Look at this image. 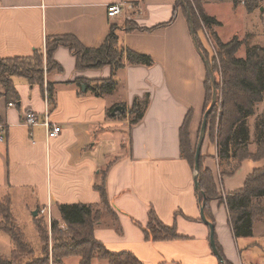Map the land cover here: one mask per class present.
<instances>
[{"label": "crops", "instance_id": "0c3cea01", "mask_svg": "<svg viewBox=\"0 0 264 264\" xmlns=\"http://www.w3.org/2000/svg\"><path fill=\"white\" fill-rule=\"evenodd\" d=\"M177 1L0 0V58H31L36 51L44 57L43 84L15 75L12 83L18 97L7 94L0 84V204L8 202L21 229L17 204L31 214L36 226V219L47 218L40 209L50 203L48 264H63L72 257L81 264L80 255L55 260L52 249V221H59L61 230L67 227L60 206L78 203L103 209L93 233L112 252H131L144 264H222L210 244L211 229L200 215L196 171L182 156L181 129L190 112H194L191 141L195 146L199 142L208 67L197 49L192 23L183 9H176ZM116 3H123L124 13L111 17L107 6ZM128 22L137 28L128 31ZM112 27L117 28L121 48L148 54L153 64L130 65L125 56V66L115 75L116 90L101 96L88 85L110 79L114 74L110 65L80 69L75 53L59 45L53 57L62 69L46 71L48 37L74 36L86 48H99ZM219 27L215 30L221 37ZM206 30L203 25L199 38L201 32L208 39ZM205 40L201 38L202 43ZM203 46L209 48L208 43ZM48 82L54 86L53 96ZM146 95L150 101L145 115L132 124L135 100ZM119 105L126 111L114 116L110 110ZM30 109L42 117L48 111L50 119L62 126L61 134L48 139L44 127L24 125L22 115ZM252 132L251 152L256 144ZM218 152L217 142L206 134L201 155L223 197L244 188L249 176L264 169V159L235 162L232 157L221 159ZM237 163V169L227 173ZM103 182L110 210L103 208L97 188ZM152 209L165 225L175 226L178 238L146 239L141 226H148ZM210 213L226 258L234 264H264V217H255L252 236L236 237L226 200H213ZM9 236L12 251L0 258L11 260L15 244ZM42 247L41 241V251L34 249V256L43 253ZM91 262L114 264L98 253Z\"/></svg>", "mask_w": 264, "mask_h": 264}, {"label": "trees", "instance_id": "16d2710c", "mask_svg": "<svg viewBox=\"0 0 264 264\" xmlns=\"http://www.w3.org/2000/svg\"><path fill=\"white\" fill-rule=\"evenodd\" d=\"M237 5L242 1L248 2L246 7L252 11L256 6V0H231ZM183 9L189 23L194 24V30L199 41L202 52L207 57L214 73L218 71L216 59L214 63L209 55V48L203 46L199 31H202L203 25L206 26L209 34L214 38L217 52L219 54L220 69L222 70L223 85L217 81V89L221 93V114L217 126H211V116L216 112L212 110L208 117L207 134L211 139L216 141L219 146L218 155L221 159L233 158L241 161L245 158L264 159V123H259L260 132L257 134L258 147L255 153L249 151L250 127L248 118L255 114L256 104L264 99V47L253 45L247 51L246 57H238L236 54L244 41L238 36L229 42H224L214 29L213 25L220 26L222 22L217 21L215 17L210 16L202 6V0H178L176 9ZM128 31L137 28L134 22L126 23ZM117 28L112 27L110 33L104 40L105 42L99 48L84 47L80 41L74 36L59 35L58 37H48L46 47V71H59L62 69L59 63L53 57L54 51L59 45L68 46L72 52L78 57V68H101L103 65H110L114 74L110 79H104L96 85H88V82L78 79L77 83L85 82L97 96L104 93H112L116 90L118 84L115 79L118 69L125 66L124 58L127 57L128 64L151 65L154 60L150 55L140 54L131 50H124L120 46V40L116 34ZM15 75L25 76L31 83L38 82L43 84L44 81V57L43 53L36 51L33 57L14 59L0 58V84L6 89V93H11L14 97H18V92L14 88L12 78ZM206 104L204 114L207 112L211 100L210 72L207 69L206 76ZM49 94L53 96L54 86L48 82ZM213 97V96H212ZM52 100V97L50 98ZM150 98L146 95L143 99L136 98L131 123L140 121L148 107ZM112 108L110 111H112ZM194 112H190L181 129L182 156H184L191 164L192 170L195 171V153L196 146L191 141V121ZM204 118V115H203ZM202 118V121H203ZM198 132V138L201 132V124ZM197 138V140H198ZM200 159V168L198 180L200 189H198L199 200L202 205L204 195L206 200L205 214L210 222L215 223L213 214L210 213V204L213 200L225 201L231 214L232 226L236 237H250L253 235V221L256 216L264 217V169L256 170L254 174L249 176L245 182V187L233 193H227L224 197L218 191L214 174L212 170L204 166L203 156ZM238 167L235 164L227 173H233ZM226 173V172H224ZM104 209H112L108 202L107 190L103 182L98 187ZM101 208L86 204H63L60 206L62 219L65 220L67 228L60 229V222L52 221L53 234V257L55 260L62 259L64 256L77 255L81 256V264H92V260L96 253L100 257L114 264H144L137 257L127 251L115 253L107 249L103 243L95 238L93 233L95 225L102 213ZM0 214L2 222L0 229L11 235L15 251L11 260L8 258H0V264H48L49 263V234L48 226L43 223L41 218L36 219L38 233L41 236L43 244V253L40 256H34V249L27 242L26 236L20 228L17 227L11 208L8 202L0 204ZM150 222L148 226H141L146 234V239L161 240L176 239L179 237L175 226L165 225L156 215L154 209L150 213ZM215 243L218 251L224 259L225 264H234L224 256L223 250L218 244L216 234Z\"/></svg>", "mask_w": 264, "mask_h": 264}, {"label": "rangeland", "instance_id": "374dc122", "mask_svg": "<svg viewBox=\"0 0 264 264\" xmlns=\"http://www.w3.org/2000/svg\"><path fill=\"white\" fill-rule=\"evenodd\" d=\"M250 2H252V0H250L249 3ZM203 3L205 4L204 7L207 8V11L211 15H213L217 21L222 22L220 27L217 25H213V27L214 29L219 27V35L222 37L221 39L224 42H229L233 40L235 36H238L241 40L244 41L243 45L239 48L236 54L238 57H246L248 52L247 50L253 45H260L264 47V0H256L257 7H254L252 11H249L248 7H246V4L248 3L246 1H242L237 5L234 4L235 7H233L231 0H221V1L204 0ZM209 33L210 32L206 30V36L208 37L209 41L206 37H204V35L201 32L200 35L202 41L203 38L206 39L203 43H205V45L208 43V46L210 48L208 49V51L210 52L209 55L211 57L210 61L212 60V62L214 63V58L216 59L218 71L214 73L215 80L223 85L222 70L219 68L220 67L219 54L217 52L215 40ZM210 86H211L210 94L212 95L214 89L213 81L212 83L210 82ZM217 96H218V100L215 107L213 108L215 109L216 112L213 114V116H211L212 118L210 120L211 126H215V127L219 122V116L221 114L220 106H221L222 96L218 89H217ZM212 99L213 97L211 96L210 103L212 102ZM263 101L264 99L256 104L255 114H253L247 120L248 125L250 127V132L253 131L252 139L256 142L253 152L249 150L252 154L257 151V147H258L257 134L258 132H260L259 123L260 122L264 123ZM234 161L237 162V160ZM16 212L18 218L20 217L21 220L20 227L22 231L26 235L33 249H35L36 252L39 254V252L41 251L40 234H38L35 224L32 223L33 220H31V214L29 213L28 215L26 214V211L25 212L23 211V206H21V203L17 204ZM1 220L0 222H2ZM41 220L43 221L45 226L46 225L48 226L49 220L48 218H46V216L42 217ZM12 248H13V242L10 236L6 232L4 233L0 230V257L1 256L5 257L6 255H9L12 251ZM78 259H79L78 257H72L66 260L64 263L79 264ZM54 264H62V263L55 262Z\"/></svg>", "mask_w": 264, "mask_h": 264}, {"label": "water", "instance_id": "95a60500", "mask_svg": "<svg viewBox=\"0 0 264 264\" xmlns=\"http://www.w3.org/2000/svg\"><path fill=\"white\" fill-rule=\"evenodd\" d=\"M192 33H193V38L195 39V43H196L197 49L202 54V56L204 57L205 64L207 65V67L209 69V72H210V75H211V80L213 81V87H214L213 94H212L213 99H212L211 104L209 105V107L206 110L207 112L204 114V118H203V121H202V124H201L202 128H201V132H200V135H199V138H198L199 142L197 144L196 153H195V156H196V159H195V171H196L195 184L197 185V188L200 189L199 180H198V173H199V168H200L201 149H202V146L204 144L205 136L207 134L208 117H209L210 113L212 112L213 108L215 107V105L217 103L218 96H217V81L215 80L214 71H213L212 67L210 66V63H209L207 57L205 58V55H204V53L202 52V50L200 48V45H199V42H198V38H197L195 30H194V24L193 23H192ZM125 111H126L125 106L119 105V106L114 108V110L112 111V114L115 116L119 112L124 113ZM205 206H206V200H205V195H204V202L202 203L201 208H200V215H202L203 221L211 229L210 244H212L214 253L217 255L218 258H220L222 264H225L224 259L221 257V255H220V253L218 251L217 244L215 243V229H214L215 226H214L213 222H210L207 219V216L205 214ZM35 214H37V211H35Z\"/></svg>", "mask_w": 264, "mask_h": 264}, {"label": "built area", "instance_id": "2783aa9c", "mask_svg": "<svg viewBox=\"0 0 264 264\" xmlns=\"http://www.w3.org/2000/svg\"><path fill=\"white\" fill-rule=\"evenodd\" d=\"M123 3H116V4H109L107 6L108 15L111 17H115L116 15H120L124 13L123 11ZM11 106L14 105V103L10 104ZM23 124L27 127L32 126H42L44 127L45 131H47V137L48 139L57 138L61 134L62 126L58 123L53 122L50 119V116L48 114V111L45 112V114L40 116L37 112L30 109L29 111L25 112L23 115ZM1 126H0V139L2 138V132H1ZM40 213L42 215H47V218L52 220L51 216V205L48 203L47 207H44L40 209Z\"/></svg>", "mask_w": 264, "mask_h": 264}]
</instances>
